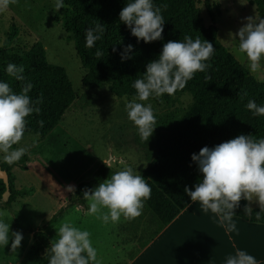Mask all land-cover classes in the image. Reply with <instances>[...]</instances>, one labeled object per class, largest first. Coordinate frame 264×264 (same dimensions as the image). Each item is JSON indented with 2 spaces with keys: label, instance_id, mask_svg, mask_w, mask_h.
<instances>
[{
  "label": "trees",
  "instance_id": "trees-1",
  "mask_svg": "<svg viewBox=\"0 0 264 264\" xmlns=\"http://www.w3.org/2000/svg\"><path fill=\"white\" fill-rule=\"evenodd\" d=\"M127 2L64 0L62 28L71 36L81 66L85 69L82 84L87 89L107 88L115 97L134 98V80L143 76L148 62L157 59L164 43L183 40L188 34L193 39L200 37L207 40L215 48L213 56L206 61L209 65L206 71L196 72L184 89L172 96L165 94L160 98H149L159 99L167 109L160 114L154 113L158 125L148 141H142L138 132L133 138L146 162L140 175L152 189L151 197L144 202L156 222L151 239L191 203L184 188L192 189L202 177L196 163L191 160L192 153H198L204 146L212 148L240 134L250 135L253 139L264 138V116H253L246 108L249 100L258 105L264 104V81L258 80L219 41L211 0H203L211 22L209 25L204 24L195 0H153L154 6L161 8L165 23L163 40L150 43L138 42L119 20L118 14ZM248 2L254 6L258 18H264V0ZM97 22L104 25L103 37L93 48H86L85 29ZM17 36L18 27L11 24L0 45V81L9 83L18 93L24 82L9 76L5 68L8 63L24 66L23 75L33 84L29 96L33 101L39 99L41 102L36 105L39 113L34 112L26 118L23 139L28 136L43 138L63 119L76 94L65 68L47 61L41 42L17 48L14 46ZM129 44L133 46L128 54L131 58L122 61L120 53ZM97 52L101 55L97 56ZM184 94L191 97V103L185 108H175L179 97ZM27 162V154L12 165L0 161L1 168L8 174L10 189L9 198L4 202L2 194L5 185L0 180V209L11 210L17 197L28 194L11 189L10 173L13 168L25 169ZM108 175L109 168L102 163L89 180L77 185L67 208L83 201L84 191L94 189ZM245 205L246 202L241 199L233 217L264 224V210L254 208L253 215L247 217L243 213ZM63 211L64 208L54 214L48 224L56 223ZM256 212L261 216L259 221L255 219ZM32 237L30 253L35 257V264H48L51 247L48 237L40 230L34 231Z\"/></svg>",
  "mask_w": 264,
  "mask_h": 264
},
{
  "label": "clouds",
  "instance_id": "clouds-1",
  "mask_svg": "<svg viewBox=\"0 0 264 264\" xmlns=\"http://www.w3.org/2000/svg\"><path fill=\"white\" fill-rule=\"evenodd\" d=\"M15 2L0 0V13ZM245 3L247 0L241 4ZM64 7V0H54L51 9L58 11ZM118 15L138 42L163 40L165 19L161 8L154 6L153 0H128ZM246 19L247 23L238 29L233 39L237 41L238 52L247 62L249 70L256 72L264 68V18L252 16ZM104 31V25L99 22L87 27L85 47L93 48L102 39ZM132 48L131 44L124 46L120 53L122 61L131 58L128 54ZM214 52L212 43L185 34L183 40L164 43L157 59L146 64L143 76L132 84L135 97L125 106L127 117L136 127L142 141H148L158 124L152 105L141 102L165 94L172 96L184 89L196 72L206 71L209 66L206 61ZM96 54L101 55L100 52ZM5 71L15 80L24 82L17 93L9 83L0 81V158L12 165L28 152L27 147L13 148V145L23 139L26 118L34 112L39 113L40 109L36 105L41 101H33L29 96L33 84L23 75V65L8 63ZM246 108L253 116H264V104L258 105L254 100H249ZM191 160L196 163L202 177L192 189L185 186L184 192L191 202H199L203 212L210 211L217 216L221 225L227 222L229 231L236 230L232 219L236 215L235 210L240 207L241 199L250 202L255 200L260 210H264V138L253 139L250 135L240 134L212 148H200L198 153L191 154ZM65 190L73 193L75 186L67 185ZM151 191V186L143 176L136 174L132 167H123L94 189L84 191L89 202L84 214L94 216L105 224L119 222L121 216L134 219L141 215ZM243 213L251 217L254 212L246 204ZM255 219H261L259 212H256ZM10 238L11 250L15 251L20 247L23 235L18 231L10 232L9 222L0 219V248L8 245ZM50 244L48 264H100L91 233L71 221L60 225L58 239L51 240ZM225 264H257V261L246 251L238 250L226 258Z\"/></svg>",
  "mask_w": 264,
  "mask_h": 264
},
{
  "label": "rangeland",
  "instance_id": "rangeland-1",
  "mask_svg": "<svg viewBox=\"0 0 264 264\" xmlns=\"http://www.w3.org/2000/svg\"><path fill=\"white\" fill-rule=\"evenodd\" d=\"M195 2L204 24L209 25L211 22L203 0ZM240 2L211 0V6L219 41L248 68L233 36L247 23V17L258 16L248 0L245 4ZM53 4L54 0H16L0 13V45L8 27L16 25L18 36L14 46L26 48L34 42H41L47 61L65 68L76 94L63 119L45 137L28 136L16 147H27L29 162L25 169H11V189L28 194L17 197L11 210L0 209V219L9 222L10 232H21L23 239L15 251L10 247L11 238L8 245L0 248V264H35V257L30 253L32 233L40 230L49 241L58 239V229L65 221H71L91 233L100 264H124L156 228L155 219L146 205L141 215L134 219L121 216L119 222L105 224L94 216L84 214L89 203L86 198L67 208L74 192H67L65 186L74 185L76 189L78 184L89 180L104 162L109 168L108 176L126 166L140 174L146 162L133 141L137 129L128 119L125 108L133 98L115 97L107 88L90 90L83 86L85 69L81 66L71 36L61 24L65 7L53 11ZM251 73L264 81V68ZM178 100L175 108H185L191 103L187 94ZM141 103H150L157 114L167 109L159 99ZM244 201L252 209L260 208L255 200ZM62 208L65 211L58 221L48 224L49 219Z\"/></svg>",
  "mask_w": 264,
  "mask_h": 264
},
{
  "label": "crops",
  "instance_id": "crops-1",
  "mask_svg": "<svg viewBox=\"0 0 264 264\" xmlns=\"http://www.w3.org/2000/svg\"><path fill=\"white\" fill-rule=\"evenodd\" d=\"M232 222L235 231L210 211L203 212L199 202H191L124 264H225L238 250L264 264V224L239 217Z\"/></svg>",
  "mask_w": 264,
  "mask_h": 264
},
{
  "label": "water",
  "instance_id": "water-1",
  "mask_svg": "<svg viewBox=\"0 0 264 264\" xmlns=\"http://www.w3.org/2000/svg\"><path fill=\"white\" fill-rule=\"evenodd\" d=\"M0 180H2V182L5 185V191L2 194V200L6 202L10 195L9 181H8L7 172L4 169H2L1 166H0Z\"/></svg>",
  "mask_w": 264,
  "mask_h": 264
}]
</instances>
